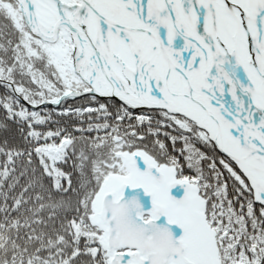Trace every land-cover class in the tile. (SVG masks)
Wrapping results in <instances>:
<instances>
[{
  "label": "snow or ice",
  "instance_id": "6c2138e0",
  "mask_svg": "<svg viewBox=\"0 0 264 264\" xmlns=\"http://www.w3.org/2000/svg\"><path fill=\"white\" fill-rule=\"evenodd\" d=\"M0 264H264V0H0Z\"/></svg>",
  "mask_w": 264,
  "mask_h": 264
}]
</instances>
